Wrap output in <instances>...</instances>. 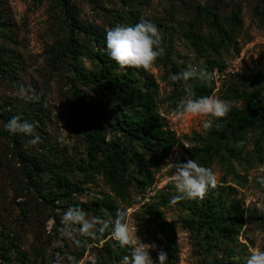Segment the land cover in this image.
Here are the masks:
<instances>
[{"label":"rangeland","instance_id":"obj_1","mask_svg":"<svg viewBox=\"0 0 264 264\" xmlns=\"http://www.w3.org/2000/svg\"><path fill=\"white\" fill-rule=\"evenodd\" d=\"M215 1L220 4L221 14L233 8L240 10L243 26L235 38L236 48L232 45L210 55L224 61L242 54L239 75L235 79L248 90H260L264 96V83L253 82L254 77L264 76V0H67V5L78 13V24H88L102 31L113 30L123 40L132 29L137 33L146 30L159 46L165 33H169L172 59L183 64L182 70L198 80L204 74V57H197L190 49L182 35L183 21L195 12L205 15ZM62 10L55 0H0V18L9 23L8 30L0 35V47L3 46L15 58L9 73L0 72V112L26 111L20 113L22 120L17 127L26 136L19 139L21 147L13 150L10 138L0 134V237L2 234L17 236L18 249L37 256L36 264H50L52 260L55 264H98L102 241L90 243L88 238L97 216L91 200L101 191L109 192L101 178L97 176L94 181L87 182L81 194L72 196V201L82 203L83 213L77 216L79 226L65 219L64 212H73L72 207H66V204L62 208L53 207L39 197L37 191L50 186L48 175L36 184V190L27 187L16 155L20 151L38 154L44 151L41 144L50 142L54 153L59 156L56 161L61 164V169L72 177L82 176L74 166L75 160L85 156L80 123H87L92 116L85 111L78 115L76 107L67 101L75 102L72 93L75 90H69L73 74L70 54H59L66 35ZM133 14H137L140 21L135 22ZM141 19H146L147 24L144 25ZM209 29L205 23L203 32ZM74 36L76 42L94 52L95 47L85 34L77 30ZM138 39L140 44L145 42L139 34ZM137 62L146 64L141 60ZM77 64L88 70L94 67L91 55L86 52L78 57ZM146 70L158 85L159 112L166 117L169 130L178 136L183 148L198 146L197 141L207 137L210 125L218 116L232 107H239V102L222 99L225 84L231 77L228 76L214 87L212 95L201 105L173 113L167 101L170 90L169 82L165 80L169 74L167 68L148 64ZM242 73L247 78L240 75ZM188 85L186 82L183 86ZM75 86L78 91L83 89L79 83ZM94 99L101 97L92 92L89 100ZM38 107L40 110L37 111ZM34 113L39 114L42 123H37ZM2 124L0 120V129ZM15 128L10 125L9 131ZM258 136V131L246 134L245 146L238 159L232 158L228 162L219 155L214 157L209 165L210 173L194 157L188 162L180 161L178 157L173 167L164 172L161 170L163 162H157V166L151 168L153 179L161 185L166 177V185L157 189L145 203L137 199L141 188L135 179L141 175L131 165L128 175L132 180L127 192L130 205L125 209L124 220L121 222L105 214L100 221L111 222L110 236L130 240L139 264H212L216 256L223 254L209 251L201 237L182 223L190 213L172 197L177 194L188 200L200 182L210 179L215 184L232 187V196L248 214L231 255L235 262L229 263V257L223 256L224 264H264V135L261 138L263 159L259 164L256 152H253L254 139ZM145 157L148 156L145 154ZM163 199L166 203L162 202ZM154 203L159 204L164 218L175 227L178 251L174 257L168 255L162 233L155 220L146 213L147 205ZM55 204L60 203L56 201ZM79 238L83 241L81 247L84 251L75 263L73 252L77 250ZM10 253L13 257L11 264H20L16 250Z\"/></svg>","mask_w":264,"mask_h":264},{"label":"trees","instance_id":"obj_2","mask_svg":"<svg viewBox=\"0 0 264 264\" xmlns=\"http://www.w3.org/2000/svg\"><path fill=\"white\" fill-rule=\"evenodd\" d=\"M55 4L63 9V23L66 27L59 54H70L69 62L73 70L69 90H75L72 92L75 102L69 99L67 101L76 107L78 115L85 111L92 116V120L87 123H80L85 156L75 160L74 166L82 176L75 178L61 169V164L56 161L59 156L54 153L50 142H43L41 145L44 151L38 154L24 151L16 153L20 173L27 187L33 190L48 175L50 186L46 190H38L39 197L53 207L62 208L63 204L72 207L75 214L66 211L65 219L79 226L81 224L77 216L83 213L82 203L72 201V196L81 194L86 189L84 184L100 177L109 192L101 191L99 196L91 200L92 210L97 216L95 227L88 238L90 243L99 244L102 241V256L98 264H139L130 240L110 236L111 222L100 221V217H105V214L121 222L124 220L125 209L130 205L127 192L132 180L128 175L131 165L141 175L135 181L142 189L153 180L151 168L156 167L157 162H163L171 147L178 145L184 152L179 156L180 161L188 162L194 157L210 173L209 165L214 157L219 155L223 161L228 162L232 158L238 159L237 156L245 146L246 134L256 131L259 136L254 139L253 152H256V162H262L264 96L260 90H248L235 79L239 74L231 76L228 84H225L222 99L239 102V107H232L218 116L210 125L207 137L199 138L198 146L187 149L183 148L178 136L169 130L166 117L159 112L158 85L154 76L146 70L148 64L167 68L169 74L165 80L170 85L167 101L173 113H181L187 107L201 105L212 95L215 87L208 79L210 70L214 65L223 62L210 53L217 54L232 45L236 48L235 38L243 26L242 15L236 8L221 14L220 4L215 1L205 15L195 12L183 21V37L197 57H204V74L196 80L192 74L182 70L183 64L172 59V37L169 33H165L159 46L155 45V40L146 30L137 33L132 29L123 40L113 30L102 31L88 24H78V13L71 5H67V0H55ZM133 19L135 22L140 21L137 14H133ZM141 21L144 25L148 22L146 19ZM205 23L210 28L207 32H203ZM8 26L9 23L0 18V35L8 30ZM76 29L87 36L95 47L94 52L91 53L86 46L75 41ZM138 34L145 42L139 43ZM85 52L91 55L94 63L90 70L77 64L78 57ZM138 60L146 64L138 63ZM14 62L15 58L1 46L0 72L9 73ZM240 75L247 78L244 73ZM186 82L189 85L184 87ZM253 82L264 83V76L254 77ZM76 83L83 87L81 91L76 90ZM92 92L99 94L101 99L90 101ZM25 112L24 109L13 114L6 110L0 112V120L3 122L0 134L10 138L13 150L21 147L20 138H26L24 132L17 129L20 125L18 122L22 120L20 113ZM33 118L37 119V123H42L39 114L34 113ZM10 125H14L15 130L9 131ZM26 125L30 127L32 124ZM231 190L232 187L205 179L198 184V189L190 194L188 200H183L177 194L172 197L190 213V217L183 219L182 223L201 237L209 251H220L223 256L229 257V263H234L231 255L248 214L242 204L232 196ZM56 201L60 204H55ZM162 202L166 203V200L163 199ZM146 213L155 220L162 233L168 255L174 257L178 244L173 223L164 218L159 204H148ZM18 239L17 236L14 238L1 235L0 264H11L12 250H16L19 255L20 264H36L37 256H30L18 249ZM82 243L79 238L77 250L73 252L76 255L75 263L83 255ZM223 256H216L212 264H224ZM50 264H55V261L52 260Z\"/></svg>","mask_w":264,"mask_h":264},{"label":"built area","instance_id":"obj_3","mask_svg":"<svg viewBox=\"0 0 264 264\" xmlns=\"http://www.w3.org/2000/svg\"><path fill=\"white\" fill-rule=\"evenodd\" d=\"M241 60L242 54H239L230 60H224L221 64L214 65L208 75L209 81L213 82L214 86H217L223 79L237 74L240 70ZM180 155L181 148L178 145L172 146L164 157L163 166L161 168L162 172L170 170ZM167 179L170 180V178ZM164 185H166V177H164L163 184L161 185L157 183V179H153L151 183L141 189L137 199L141 203L148 202L150 197L155 194L156 190Z\"/></svg>","mask_w":264,"mask_h":264}]
</instances>
